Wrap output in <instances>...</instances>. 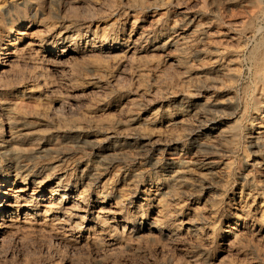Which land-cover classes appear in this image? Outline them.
Returning a JSON list of instances; mask_svg holds the SVG:
<instances>
[{"label": "bare ground", "instance_id": "obj_1", "mask_svg": "<svg viewBox=\"0 0 264 264\" xmlns=\"http://www.w3.org/2000/svg\"><path fill=\"white\" fill-rule=\"evenodd\" d=\"M129 1L134 9L124 20L125 26L113 29L112 37L107 28L101 31L97 24L91 30L89 24L86 26L88 21L74 29L33 21L25 12L15 15L10 28L0 22V97L7 111L6 120L0 122V251L14 233L26 238L36 235L52 239L72 252L82 248L102 250L97 254L98 264H108L104 252L109 250L125 252L136 262L149 261L147 256L155 257L150 264H264V26L259 23L264 10L248 6V0H211L210 13L222 15V5L232 11L230 18L214 20L212 14L210 17L202 12L204 5L200 0L183 3L181 0L172 15L165 11L168 0ZM137 6L142 10L139 13L135 11ZM233 7L242 9L236 14ZM94 16L88 14L87 18ZM149 51L183 69L186 75L179 79L183 89L167 92L160 100L158 94L159 101L155 103L150 102L151 88L143 91L147 97L151 96L150 103L147 101L135 116L126 117L124 123L114 120L95 123L96 129L107 134L102 139L92 135L89 125L74 122L65 129L46 130L50 126L48 117L35 122L18 113L27 104L25 98L30 103L38 102L42 94L53 92L51 81L42 74L26 72L14 84L2 83L3 77H11V70L24 58L30 59L35 69L44 68L42 63L47 62L62 73L76 55L115 56L125 61L133 56L142 59ZM207 57L210 61H204ZM191 60L195 64L189 69ZM121 63L113 67L115 70L100 61L87 63L80 69L90 76L85 88L94 89L96 79L110 74L111 83L116 86ZM144 72L141 66L132 70L133 76L143 81ZM62 78L73 82L71 77ZM39 80H43L41 89L37 88ZM193 80L197 84L190 87ZM27 81L39 84L27 87L24 85ZM113 102L116 105L111 109L120 107L117 110L120 115L125 106L143 105L129 96L117 97ZM49 110L44 103L38 114L45 117ZM239 113L238 119L228 117ZM88 119L94 121L93 116ZM118 139L136 148L165 145L177 157L187 147L221 152L228 157L222 169L206 163L201 168L205 173L204 184H216L219 192L203 191L201 183L187 179L181 166L175 165L165 179H153L150 175L146 179L143 170L122 169L118 158L108 156L104 163L97 160L98 163L87 165L89 168L82 171L83 181L65 184L72 163L66 157L61 159L59 154L53 155L57 144L77 145V141L98 144L103 147L102 153L108 154L104 146L118 145ZM184 140L191 143L183 144ZM239 152L242 155L236 169L231 159ZM44 155H53L47 159L52 162L50 167L39 171L37 164H29ZM71 155V160L78 163L77 152ZM5 157L10 159L7 166ZM110 168L114 169V175L123 174L122 182L115 184L113 175L104 179L102 170ZM235 169L239 179L232 184L227 176ZM87 177L91 181L84 182ZM55 178L58 180L51 181ZM231 206L234 210L225 214Z\"/></svg>", "mask_w": 264, "mask_h": 264}, {"label": "rangeland", "instance_id": "obj_2", "mask_svg": "<svg viewBox=\"0 0 264 264\" xmlns=\"http://www.w3.org/2000/svg\"><path fill=\"white\" fill-rule=\"evenodd\" d=\"M124 1L126 3H124ZM180 1L181 0H176V2H175V0H168V3H167L165 11L169 15H172L176 11V8H177L176 7L177 6L176 3L180 2ZM186 1H188V0H186ZM186 1L183 0L181 3L186 2ZM200 1H202L203 5H204L203 6L204 8L202 9V12L207 14V15H210V17H211V14H212V16L214 17V20H218V18H220V17H222V18L224 17V18L227 19V17L231 15L232 11H230V8H228L226 5L225 6L224 5L221 6L222 7L221 10L223 12L222 15H215L214 13H210V12H212V5L210 4L211 0H200ZM24 2L25 3L27 2V4H24ZM120 2H121V4H120ZM193 2L194 1H190L189 3L194 5L195 3L193 4ZM262 2H263V4H262ZM247 5L248 6H253V5L254 6H258L261 9L264 10V0H259V2H258V0H248V4ZM82 6H84V7L82 8ZM106 6H108L109 8L106 7ZM206 6L208 8H206ZM131 8L134 9L132 7V5H131V2L129 0H107V1H104V0H75V1L74 0H70V1L69 0H27V1L26 0H0V12H1L0 13V16H1L0 17V22L2 24L4 23L3 25L4 26L6 25L5 27L10 28L13 25V22L15 21V18L17 17V16L15 17V15H19V14H22V13L25 12L26 14H28L31 17V20H33V21H38L39 20V21H43L45 23H49V24L53 23L55 25H59V26H63V27L70 26V27H72L74 29L79 28L83 23L88 21L86 26L90 25L91 26L90 27L91 30H95L96 26L99 25L100 26L99 28H100L101 31H103V29L107 28L108 32L110 33L109 34L110 37H112L113 34H114L113 29H115L116 26L117 27H118V25L119 26H125L124 20L126 19L128 13L131 12ZM233 8H234V12L236 14L239 13V10L242 9V8H239V7H237V8L233 7ZM233 8H232V10H233ZM109 9H111V10H109ZM122 9H124V10H122ZM204 9H207V10L205 11ZM236 9H237V11H236ZM126 10H128V11H126ZM135 11L137 13H139L142 10H141L140 7L137 6V7H135ZM85 12H87V15H86ZM114 13H115V16H114ZM88 14L92 15V16L95 15V16L88 19L87 18ZM223 14H224V16H223ZM35 15H36V17H35ZM50 16H52V17H50ZM215 16H217V17H215ZM83 18H86V19H83ZM228 18H230V17H228ZM263 18H264V16H263ZM263 18L261 19V21L259 23H261V25L264 26ZM89 22H91V23H89ZM151 52H153V53H151ZM119 59L121 60L120 57H115V56H113V57L106 56L105 57V56H101V55H96V56L76 55L75 59L71 60L72 62L69 61L70 63H68L67 67L64 69V72L57 73L53 69V67L50 65V63H47V62L45 63L44 62L45 63L44 64V63L41 62L43 64V67L45 68V69L42 68L43 69V71H42V69H37V68L35 69V66L32 63H30L31 62L30 59L24 58V60H22L19 63H17L15 65V67L11 70L12 74H13L12 75L11 72L9 73V75H11V77L8 76V75L3 77L2 83L14 84V82H18L20 78H23L24 75H27V73H30V72L34 73V74H37V75L42 74L43 78H45V80H47L48 82L51 81L50 83H51V85H53L52 86V91L54 92V94H53V92H49L48 94H46V92H45L44 94H42V96H40L36 100L38 102L31 101V103H30V100L28 98H25L24 100H25V102L27 104H25V106L18 113L21 116L25 115L28 118V121H30V120L32 121L33 120L35 122H36V120L37 121L39 119L41 120V118L47 119V117H48V119H50V120L47 119L49 121L47 123V125H50L52 128H50V126L47 127V129H46V127H44V129H46V130H53L55 128L65 129V128L68 127L67 125H69L71 123H74V122L82 123L83 125H89V126L92 127L91 128L92 135H95V136L99 137L100 139H102V138H105L107 136V134L105 133L104 130H102L100 128L96 129V127H94L95 123H98V124L99 123H105V122L110 121V120L120 121L122 123L126 122L127 118L129 116H131V115L135 116L140 111V109L142 110V108L145 107V105H147V101H148V103H150V102L155 103L158 100V96H159V100H160V99H163L164 94L167 93V92H170V91H174L175 92V91H178L180 89H183L182 83L179 81V79H181L182 77H184L186 75V74L183 73L184 72L183 69H178L176 66L174 67L173 64H170L169 62H167V58H165L164 56L159 55L158 53H156L154 51H149L147 54L144 55V57H142V59H138V57H136V56L135 57L134 56L130 57L131 60L130 59L128 60V58H127V60H125V61H120ZM26 60H27V62H26ZM92 60H96V61H100L101 63H104L105 65L110 66V69H112V70H115L114 68H117V64L122 62L121 63L122 66L120 67L121 69L119 68L118 73H116V78H118L117 80H119L118 83H117L118 86L117 85L114 86L111 83L112 75L110 74V75L104 76L105 77V78L103 77L104 79L103 78L96 79L97 80L96 81V83H97L96 85L97 86H95L94 89L85 88V86L87 84V80L90 78V76H89V73L87 74L84 69H83L84 72L81 71L80 69L83 66H85L87 63L92 61ZM204 61H210L209 57L205 58ZM126 62H128L127 63L128 65L126 64ZM149 63H151L152 65L149 64ZM194 64H195V62H193V60H191V62L189 63V69L194 68ZM46 65H48V67H45ZM136 65L137 66H141L145 70V72H144V76H145L144 81L143 80H137L133 76L132 70L137 67ZM149 65H150V67H149ZM52 71H55L54 72L55 74H53ZM153 72H154V74H153ZM156 72H158V73H156ZM38 73H40V74H38ZM21 75H22V77H21ZM67 75H69V76H67ZM61 76L62 77L64 76L65 78L66 77L67 78L71 77L73 82L70 83V82L64 81ZM84 76H86V77L84 78ZM18 77H20V78H18ZM40 77L42 78V76H40ZM55 78H57L59 80L57 81V79H55ZM53 79H55V80H53ZM160 79H162V80H160ZM52 81H54V82H52ZM28 82L29 81L24 83V85L27 86V87L36 86L39 83H40L39 87H37V88L41 89L43 87V80H39V83L38 82L37 83L29 82V84H28ZM195 84H197V82H196V80H193L192 83H190V87L195 86ZM78 85H80V86H78ZM61 86H63V87H61ZM65 86H68L69 88H67ZM103 87H104V89H103ZM175 87H176V89H175ZM61 88H62V90H61ZM64 88H66V89H64ZM74 88H76V89H74ZM150 88H151V96L152 97L151 96L147 97V95L143 94V91H145V90L149 91ZM152 88H153V90H152ZM154 88H156V90ZM64 92H66V93H64ZM206 92H208V91H206ZM63 94H65V96H63ZM48 96H50V97H48ZM74 96L75 97L77 96V97L75 98ZM120 96H129V97L135 98L139 102H142L143 105L141 107L125 106L123 111H125L126 113L124 112L123 115H120L119 111L117 113V110H120L119 109L120 107L111 109L112 106L116 105V103H114L113 100L115 98H117V97H120ZM142 96H143V98H142ZM150 97H151V101H150ZM42 98H44V99H42ZM46 98L49 99V100H47ZM155 98H156V100H155ZM143 99H144V101H143ZM42 102H43V104L44 103L48 104L49 109H51V111L49 110L48 114L45 117H43L40 114H38V108H40V106L43 105ZM65 102H67V103H65ZM1 103H2V99L0 97V122L6 120V114H7L6 107L3 104H1ZM171 106H172V104H171ZM1 115H3V116H1ZM30 115L32 116L31 118H30ZM219 115L220 116L222 115V117L223 116L227 117L228 114H219ZM89 116H93L94 117V121L93 122L89 121V119H88ZM228 117H231V118L234 117L235 119H238V118H240V113L236 114V115H233V116L232 115H228ZM54 121H57V122L59 121V123H56ZM16 124L17 123L15 122V126H16ZM118 140H119L118 141V143H119L118 145L112 143V144H108V145L104 146L106 149L108 148L106 150L108 152V154L102 153L103 147L100 148L98 146V144L83 143V142H80V141H77V145H73L72 144V145H66L65 146V144H62L63 142H60L59 144H57L56 147H55L56 149H55L53 155L54 154H59V156L61 155L60 156L61 159L66 157L65 159L70 160L71 161L70 163H72L70 165V167L72 166V168L69 167L70 171L69 170L67 171L70 178L68 177V179H66L68 181L64 180L65 184L67 185L68 183H72V181H76V180L79 181V182L83 181L82 178H81V175H82V171L85 168L86 169L89 168L87 165L90 166L91 164L98 163V162L99 163H102V162L104 163L108 157L109 158L112 157V158H118L119 159L118 165L122 169H125V168L128 169L129 168L128 169L129 171H140V170H143V174H144V177L146 179H149L150 177H152L153 179H161V180L163 178L165 179L166 178L165 175L166 174H170V172L172 171V168L175 165L181 166L182 169L184 171H186V173H187V179L189 181H193V182L196 181V182L201 183L202 184L201 188L204 189L203 191H208L209 190L210 192L212 191L211 192L212 194H216V193L219 192V190L217 189L218 187L216 186V184L215 185L206 184V185H209V186H206L204 184L202 177H203V175L205 173L201 170V168L206 163L207 165H210V166L214 164L213 166H215L218 170L222 169L224 167L225 160L228 157L226 155L222 154L221 152H215V151H212V150L188 148L187 147V148H183L184 150L181 151L182 154H180V156L177 157L176 155H171L169 153V151H167L168 147L165 146V145L162 146V147L156 146V145H149L146 148H136V147L130 145L129 143H127V142H122V140H120V139H118ZM190 143L191 142H187L186 140L183 141V144H190ZM115 145H116V148H115ZM124 149H125V151H124ZM195 149H197L196 152H195ZM72 152H75V153L77 152V156L76 157H77V162L78 163H75L73 160H71L73 158L72 157L73 155H71V154H75V153H72ZM78 155H80V156H78ZM241 155H242V153L239 152L235 156L233 155V158L231 159V160H234V165H235L234 167L235 168L237 167L236 169H238V167H239L238 166V161H239V158H240ZM52 156H45L44 155L42 157L33 159L31 161V163L29 162V164H31V165L37 164L36 168L39 167L38 170L40 168L50 167V164L52 162L49 161L50 160L49 158H51ZM173 158H175V160ZM47 159H49V160H47ZM4 160H5L4 163L7 166L9 164V160L10 159H6V157H5ZM51 160H54V159H51ZM80 160H82V161H80ZM97 160H98V162H97ZM101 160H103V161H101ZM180 160H181L182 163L180 162ZM33 161H35V162H33ZM121 161H122V163H121ZM40 162H41V164H39ZM139 162L142 165H140ZM42 163H43V165H42ZM74 163L77 164V165H75ZM188 167H189V169H188ZM236 169H235V171L230 172L229 173L230 175L227 176V180L230 183H232L233 181L236 183L237 179H239L237 177L238 175L234 174L237 171ZM112 170H114V169L110 168V169H108L106 171L102 170V171L105 172V173H103V176L105 177L104 179H107V178L110 177V175H113L114 176L113 177V182H115V184H117L118 182H122L123 181V174L122 173H120V174L116 173L114 175V171H112ZM122 171H124V170H122ZM144 171H145V173H144ZM105 174H107V175H105ZM195 174H197V175H195ZM149 175H150V177H149ZM189 175H190V177H189ZM52 178H54V177H52ZM56 180H58V179L55 178L54 180L52 179L51 181L55 182ZM88 181H91V179L89 177H87L84 180V182H88ZM64 182H63V185H65ZM234 182L232 184H234ZM83 187H81V188H83ZM206 187H208V188H206ZM232 193L233 192H230V196L233 195ZM185 197H186V195H185ZM234 208H235L234 206H231V207L227 208L226 209L227 211H225L226 212L225 214L229 215V213L231 211H233ZM9 237L12 238V239H9ZM43 238L44 237L36 236V235H31L28 238H26V237H22V235L14 234V233L12 235L8 236L9 240L7 239L6 242H4L3 248L0 251V264H31V263L32 264H98L96 262L97 254H99V252L101 253L102 250L98 252V251H95L92 248H90V249L89 248H82L81 250L80 249L79 250H75L74 252L68 250L69 251L68 252L67 251V247L65 248L63 245L57 244L52 239H49L50 240L49 241V240H44ZM77 251H81V252H77ZM104 254H105L104 255V259L106 257L105 261L108 264H113V262H115L114 264H136V263L144 264L145 262H146V264H150V262H152L153 260H156L155 257H153V256H147L146 259H148L149 261L142 260L141 262H139L137 260V262H136L134 259L128 258L127 254L125 252L114 251V250H109L107 252H104ZM107 256H109V257H107ZM113 256H115V257H113ZM110 258L111 259L113 258V260H115V261H112Z\"/></svg>", "mask_w": 264, "mask_h": 264}]
</instances>
